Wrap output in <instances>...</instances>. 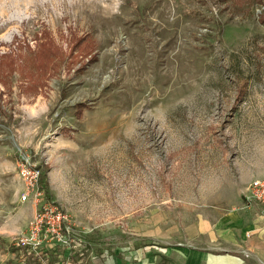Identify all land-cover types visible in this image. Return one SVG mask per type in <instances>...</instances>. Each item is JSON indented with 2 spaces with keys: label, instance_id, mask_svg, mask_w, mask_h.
<instances>
[{
  "label": "rangeland",
  "instance_id": "1",
  "mask_svg": "<svg viewBox=\"0 0 264 264\" xmlns=\"http://www.w3.org/2000/svg\"><path fill=\"white\" fill-rule=\"evenodd\" d=\"M18 146L48 195L22 199ZM263 175L264 0H0V256L24 260L10 246L44 200L86 261L164 251Z\"/></svg>",
  "mask_w": 264,
  "mask_h": 264
},
{
  "label": "crops",
  "instance_id": "2",
  "mask_svg": "<svg viewBox=\"0 0 264 264\" xmlns=\"http://www.w3.org/2000/svg\"><path fill=\"white\" fill-rule=\"evenodd\" d=\"M262 208L263 203L244 207L242 200L232 210L211 211L207 216H198L195 221L184 225L182 242L160 246L164 251H154L143 246L136 248L129 244L117 247L113 251L114 258L110 256L108 264H158L164 256L167 259L165 264H264ZM247 231H251L250 236ZM10 247L19 251L24 260L19 263L15 252H8L5 257L0 256V263L4 258H15L17 264H30L20 250ZM125 251H129L127 256ZM64 257L62 264H91L90 261L76 263L68 250H64Z\"/></svg>",
  "mask_w": 264,
  "mask_h": 264
},
{
  "label": "built area",
  "instance_id": "3",
  "mask_svg": "<svg viewBox=\"0 0 264 264\" xmlns=\"http://www.w3.org/2000/svg\"><path fill=\"white\" fill-rule=\"evenodd\" d=\"M17 168L21 176L25 191L22 195L23 200H27L33 191L39 190L40 168L32 159L30 152L18 146V162ZM243 206L250 207L256 203H263L262 213L264 214V175L255 177L247 185L243 193ZM73 220L59 206L51 201L44 200L41 204L40 212L28 230V234L24 233L16 237L15 245L27 246L29 252L42 254L41 245L47 237L53 242L54 246H61L69 253L76 254V263L86 262L84 255L88 249L86 236L75 229ZM247 235H251V231H247ZM130 241V245H132ZM107 251V250H105ZM127 255L129 251H126ZM105 254L101 256L104 257ZM109 252L106 253L108 257ZM126 255V256H127ZM48 256V255H47ZM101 256L93 257L90 261L93 264H108ZM48 258V257H47ZM43 264H48V260H43Z\"/></svg>",
  "mask_w": 264,
  "mask_h": 264
},
{
  "label": "trees",
  "instance_id": "4",
  "mask_svg": "<svg viewBox=\"0 0 264 264\" xmlns=\"http://www.w3.org/2000/svg\"><path fill=\"white\" fill-rule=\"evenodd\" d=\"M55 47H50V46H46V48L43 49V53L45 56H49L50 55V51H52V53H56L53 49ZM38 167H40V175H39V188L41 191H43L45 194H49L50 193V188H49V182H48V168L43 167L42 165H38ZM16 249L21 251V254L23 256L26 257L27 262H29L30 264H43V260H48L49 262V255H48V251L43 249L42 254H36L34 252H29L28 251V247L27 246H15L13 245ZM64 248L61 246H56V258L61 257L64 255ZM48 255V256H47ZM72 256V260L75 259L76 254L71 253ZM48 257V258H47ZM56 260V259H55Z\"/></svg>",
  "mask_w": 264,
  "mask_h": 264
}]
</instances>
